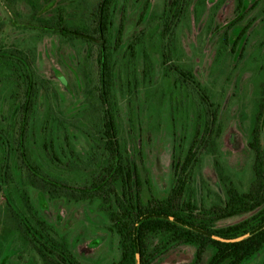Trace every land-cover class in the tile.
Listing matches in <instances>:
<instances>
[{
    "label": "trees",
    "instance_id": "16d2710c",
    "mask_svg": "<svg viewBox=\"0 0 264 264\" xmlns=\"http://www.w3.org/2000/svg\"><path fill=\"white\" fill-rule=\"evenodd\" d=\"M120 1L97 0L93 4L78 0L70 12L60 9L50 17H37L41 29L77 41L86 46L88 55L96 56L95 70L86 65L83 69V117L92 128L70 124L56 112L49 101L48 82L33 71L21 50L0 52V82L11 88L8 118L6 123L0 121V186L4 182L7 187H14L21 202L19 208L12 195L7 201L12 225L28 238L43 264H82L68 241L40 216L31 201L29 190L33 188L52 199L98 200L110 221L109 230L119 237L121 256L113 264H153L181 245L195 248L192 264H248L264 249V226L252 232L264 224V119H260L264 111L259 112L248 144L254 151L249 190L239 192L229 187L221 205L197 206L193 202L192 182L202 154L215 152L210 120L214 123L218 114L192 69L174 62L171 52L176 50L177 28L190 7L195 4L200 11L206 0H172L152 19L148 18L151 0H145L139 22H146V26L123 56L125 77L132 79L136 75L139 54L143 57L144 75L156 68L148 49L150 42L153 53L160 55L163 75L173 78L175 90H183L187 111L188 107L194 111L197 107L198 118L205 117L202 125L194 127L185 156L176 158L174 153L168 197L145 198L138 161L124 149L118 122L117 81L127 83V79L117 76L115 58L123 46V23L115 34ZM35 3L34 0V9L39 11ZM244 4L245 0H238L237 9L240 11ZM1 28L0 24V33ZM244 34L245 31L234 41L233 49ZM4 45L0 39V49ZM43 97L48 100L46 111L38 120ZM260 106L264 110V102ZM71 128L81 131L89 140L86 151L76 149L69 134ZM246 214L250 216L237 223L217 225L225 218ZM207 255L209 258L203 263Z\"/></svg>",
    "mask_w": 264,
    "mask_h": 264
},
{
    "label": "rangeland",
    "instance_id": "374dc122",
    "mask_svg": "<svg viewBox=\"0 0 264 264\" xmlns=\"http://www.w3.org/2000/svg\"><path fill=\"white\" fill-rule=\"evenodd\" d=\"M35 1L39 11L34 9V0H0V39L5 44L0 52L21 50L33 71L48 82L49 101L56 112L70 124L92 128L83 117L86 105L83 69L86 65L95 70V54L88 55L86 46L77 41L41 29L37 20L40 15L50 17L60 9L70 12L78 0ZM144 1L121 0L115 18V34L122 23L124 26L123 46L115 57L117 76L127 79V83L117 81L118 122L124 149L138 161L144 179L143 196L165 199L172 185L174 153L176 158L185 156L194 127L198 123L202 125L205 117L198 118L197 107L195 111L188 107L187 111L183 90L180 87L175 90L173 78L163 75L160 55L153 53L150 42L148 49L156 68L144 75L143 57L139 54L136 75L132 79L125 77L123 56L133 38L146 26V22H139ZM171 1L151 0L148 18L160 14ZM237 6L238 0H206L200 11L192 5L177 28L176 50L171 52L174 62L192 69L207 89L206 95L214 102L213 110L218 114L214 123L210 120L215 152L202 154L192 182L193 202L197 206L221 205L229 187L246 192L253 182L254 151L248 144L259 121V112L264 111L260 106L264 102V0H245L240 11ZM243 31L244 36L233 49L234 41ZM10 93L9 84L0 82V121L3 123L8 118ZM47 101L42 98L38 120L45 115ZM260 119H264V114ZM69 134L78 151L89 148V140L81 131L71 128ZM1 183L0 264L28 261L43 264L28 238L12 225L7 204L10 196L21 206L15 188ZM29 193L40 216L68 241L82 264H113L120 259L119 237L109 230L110 221L98 200L52 199L33 188ZM249 216L225 218L217 225H231ZM195 251L192 246H177L153 264H192ZM208 258L205 256L203 263ZM248 264H264V249Z\"/></svg>",
    "mask_w": 264,
    "mask_h": 264
},
{
    "label": "water",
    "instance_id": "95a60500",
    "mask_svg": "<svg viewBox=\"0 0 264 264\" xmlns=\"http://www.w3.org/2000/svg\"><path fill=\"white\" fill-rule=\"evenodd\" d=\"M263 226H264V224H263L262 226H260V227L256 228V229H255V230H253L252 232H254V231H256V230H259V229H261ZM252 232H251V233H252Z\"/></svg>",
    "mask_w": 264,
    "mask_h": 264
},
{
    "label": "flooded vegetation",
    "instance_id": "af4514ba",
    "mask_svg": "<svg viewBox=\"0 0 264 264\" xmlns=\"http://www.w3.org/2000/svg\"><path fill=\"white\" fill-rule=\"evenodd\" d=\"M25 264H31V261L26 262Z\"/></svg>",
    "mask_w": 264,
    "mask_h": 264
}]
</instances>
